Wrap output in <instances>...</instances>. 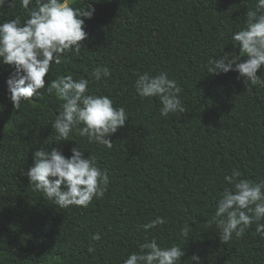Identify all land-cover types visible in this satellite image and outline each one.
Wrapping results in <instances>:
<instances>
[{
  "label": "trees",
  "instance_id": "16d2710c",
  "mask_svg": "<svg viewBox=\"0 0 264 264\" xmlns=\"http://www.w3.org/2000/svg\"><path fill=\"white\" fill-rule=\"evenodd\" d=\"M77 2L95 8L85 20L89 36L80 56L68 54L52 65L46 87L60 76L88 78L89 94L107 95L114 106L125 107L129 118L111 136V149L71 137L86 157L97 158L110 183L103 198L86 208L60 209L32 190L24 172L33 153L58 147L70 157L78 143L55 141L52 121L63 102L55 92L45 88L43 99L14 109L6 84L13 68L0 65V264H124L153 238L161 246L184 248L182 264H197L193 254L200 264H264V239L255 224L227 244L207 223L220 193L230 187L224 177L232 169L244 179H264V88H247L236 71L212 74L205 67L209 59L233 52L231 35L246 26L255 0ZM17 15L27 18L19 0L0 7V22ZM97 66L108 67L111 77L94 81L89 74ZM138 72H167L181 86L187 111L161 116L158 98L137 95ZM257 74H264V66ZM157 216L166 223L145 232L141 225ZM186 221L191 239L182 241L178 233ZM97 232L101 239L92 240Z\"/></svg>",
  "mask_w": 264,
  "mask_h": 264
},
{
  "label": "clouds",
  "instance_id": "9594fccd",
  "mask_svg": "<svg viewBox=\"0 0 264 264\" xmlns=\"http://www.w3.org/2000/svg\"><path fill=\"white\" fill-rule=\"evenodd\" d=\"M15 3L16 0H0V7L5 4L12 7ZM19 4L27 13L26 19L22 21L17 15L0 22V65L13 68L6 84L14 109L20 110L22 103L33 97L43 99L42 90L46 88L48 94L55 92L63 101L52 121L56 142L75 140L71 138L75 134L111 149V136L128 121L125 107L114 106L113 99L107 95L89 94L88 78L60 76L47 87L45 81V76L53 72V64L65 62L68 54L81 55L84 46L81 42L89 36L85 20L93 17L95 8L91 4L79 6L77 0H19ZM245 25L231 35L233 52L209 59L205 67L212 74L236 71L237 78H243L247 88H264V74H257L264 66V0H255L254 9H248ZM236 47L239 54L235 52ZM89 75L99 82L110 78L112 73L106 66H97ZM134 86L141 98L159 99L163 117L187 111L180 96L181 86L167 72L157 75L138 72ZM77 143L70 157L58 147H52L51 151L41 147L33 153L32 166L24 172L32 190L42 193L60 209L88 207L94 198H103L110 183L107 170L99 167L94 155L86 157ZM224 181L230 187L220 193L216 210L207 222L209 228L215 224L221 242L228 244L234 237H243L246 229L255 224L256 234L264 239V179H244L234 168ZM165 223V218L157 216L141 227L147 232ZM190 234L191 226L186 221L178 237L189 240ZM100 239L99 232L92 236V240ZM184 256V248L179 244L161 246L155 238L145 239L139 251L132 252L124 264H182ZM190 258L200 264L199 255L193 254Z\"/></svg>",
  "mask_w": 264,
  "mask_h": 264
}]
</instances>
